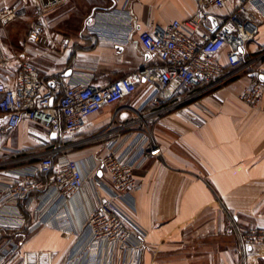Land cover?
<instances>
[{"label": "crops", "instance_id": "0c3cea01", "mask_svg": "<svg viewBox=\"0 0 264 264\" xmlns=\"http://www.w3.org/2000/svg\"><path fill=\"white\" fill-rule=\"evenodd\" d=\"M12 6L22 10L15 21L0 28V59L9 61L0 65V80L12 85L22 60L27 59L36 65L48 87L63 88L76 78L108 84L158 62L144 50L136 34L125 46L97 41L86 31L94 12L129 9L137 29L142 30L151 24L186 20L199 8L198 0H66L39 16L33 0H0V8ZM229 9L216 12L225 14ZM253 18L259 33L246 48L251 59L264 53V21ZM39 19L47 32L39 40H30L28 28ZM66 38L67 45L63 44ZM259 69H264V61L206 94L202 99L206 110L189 105L153 124L163 157L140 163L136 178L142 185L134 190L135 209L129 211L147 233L143 264H264V241L244 252L238 233L264 227V101L262 108L252 109L239 98ZM149 88V84H141L129 99L104 107L79 133L65 140L31 121L0 130V142L5 141L14 157L2 163L11 167L0 181L17 179L11 171L29 162L18 159L51 148L37 138H52L53 145L63 146L83 168L98 161L105 150L104 142H83L104 129L117 109H123L121 118L128 117L125 108L140 101ZM97 204L91 186L75 196L68 205L74 225L79 226ZM7 235L19 242L20 254L5 264H85L83 259L68 261L77 244L76 235L52 225L30 235L25 231Z\"/></svg>", "mask_w": 264, "mask_h": 264}, {"label": "built area", "instance_id": "2783aa9c", "mask_svg": "<svg viewBox=\"0 0 264 264\" xmlns=\"http://www.w3.org/2000/svg\"><path fill=\"white\" fill-rule=\"evenodd\" d=\"M33 1L39 16L66 2ZM198 7L186 20L151 24L142 30L137 29L129 9L94 12L86 31L97 41L125 46L136 34L144 50L158 58L157 63L108 84L76 78L64 88L48 87L36 65L27 59L22 60L12 85L0 80V130L31 121L62 140L79 133L104 107L129 99L141 84L150 87L140 101L125 108L128 117L121 118L123 109H117L104 129L83 142L105 144L102 157L88 167L71 158L63 146L53 145L50 137L37 138L44 146H51L44 153L18 159L29 162L11 171L17 179L0 181V264L20 254L19 242L7 233L25 231L30 235L47 225L76 235L69 263L83 259L85 264H143L147 233L129 211L135 209L133 192L142 185L136 178L140 163L163 157L153 124L189 105L206 110L202 102L206 94L251 69L257 60L248 57L246 48L259 33L253 17L264 21V0H198ZM226 7L230 8L228 13L216 12ZM21 10L16 6L0 8V28L15 21ZM46 32V24L39 19L30 24L27 34L36 41ZM68 43V38L63 40V44ZM8 62L0 59V65ZM239 98L249 108H262L264 69L252 76ZM88 186L98 204L76 226L68 205ZM238 233L244 252L264 241V227Z\"/></svg>", "mask_w": 264, "mask_h": 264}, {"label": "rangeland", "instance_id": "374dc122", "mask_svg": "<svg viewBox=\"0 0 264 264\" xmlns=\"http://www.w3.org/2000/svg\"><path fill=\"white\" fill-rule=\"evenodd\" d=\"M253 59H257L256 63L264 61V53L263 52L259 53ZM10 153L11 152L8 150V147L6 146L5 141H1L0 142V178L7 175L6 172H4V171L7 170L9 167H11L10 164H6V163L2 164L4 162L9 161V160L14 158V157H12V153L11 154Z\"/></svg>", "mask_w": 264, "mask_h": 264}, {"label": "water", "instance_id": "95a60500", "mask_svg": "<svg viewBox=\"0 0 264 264\" xmlns=\"http://www.w3.org/2000/svg\"><path fill=\"white\" fill-rule=\"evenodd\" d=\"M215 27H217V24H215ZM55 135V134H54Z\"/></svg>", "mask_w": 264, "mask_h": 264}]
</instances>
